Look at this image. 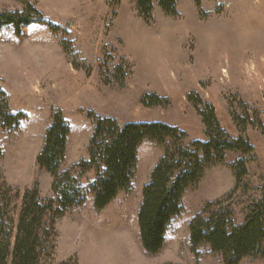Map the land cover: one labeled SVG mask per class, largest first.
Listing matches in <instances>:
<instances>
[{
    "label": "rangeland",
    "instance_id": "obj_1",
    "mask_svg": "<svg viewBox=\"0 0 264 264\" xmlns=\"http://www.w3.org/2000/svg\"><path fill=\"white\" fill-rule=\"evenodd\" d=\"M24 3L49 24L31 23L19 35L11 27L0 30V88L10 111L24 114L16 129H0V168L7 186L21 195L36 183L41 197L52 196L51 178L38 169L36 157L56 111L70 127L63 165L68 169L86 158L94 118L109 117L119 125L160 121L185 131L189 140H203L204 126L191 103L199 98L200 109L211 107L229 136L245 137L253 148L247 190H239L234 201L247 203L258 195L264 180V72L257 68L264 0H178L176 16H165L154 5L149 21L139 16L134 0H0V10L23 12ZM234 12L242 13L241 27L230 26ZM234 41L240 42V52L234 51ZM128 66L122 83L106 82L118 77L119 69L126 74ZM149 93L159 95L162 104L143 106L141 98ZM237 156L227 154L226 164L208 169L185 193L182 214L164 247L149 256L139 243L137 212L162 150L142 144L127 192L98 214L89 196L57 221L55 264H222L207 252L195 261L188 225L206 203L233 189L229 165ZM19 206L20 199L15 212ZM241 208L233 206L236 212ZM240 264L264 261L250 257Z\"/></svg>",
    "mask_w": 264,
    "mask_h": 264
},
{
    "label": "trees",
    "instance_id": "obj_2",
    "mask_svg": "<svg viewBox=\"0 0 264 264\" xmlns=\"http://www.w3.org/2000/svg\"><path fill=\"white\" fill-rule=\"evenodd\" d=\"M139 16L149 21L153 7L165 16L177 15L178 0H134ZM198 5V1H196ZM25 10H0V30L11 27L16 35L22 28L38 22L47 25L29 3ZM34 14V17H32ZM119 69L113 80L122 83L129 75ZM204 126V139L189 140L185 131L160 121L128 122L119 125L109 117L94 118L87 146V156L72 167L63 169L70 127L61 112L56 111L45 130L36 166L51 178L50 197H41L35 183L22 194L7 186L0 168V264H55L58 232L56 224L91 196L93 211L102 212L133 182L138 149L144 143L161 148L162 157L143 186L137 212L139 243L145 254H159L173 221L183 211V197L195 189L205 172L226 164L229 153L237 159L229 165L234 178L233 189L213 202L206 203L188 225V248L195 261L202 253L216 255L222 264H240L258 257L264 261V180L258 195L247 203L235 202L233 196L247 190V162L253 148L247 138H232L220 127L214 110L191 98ZM163 99L154 93L144 94L141 104L160 106ZM24 118L12 113L6 93L0 88V129L14 130ZM3 156L0 146V162ZM90 174V178L87 177ZM20 199L15 212L14 203ZM233 206L242 207L236 212ZM57 264H77L74 260ZM173 264V263H166Z\"/></svg>",
    "mask_w": 264,
    "mask_h": 264
},
{
    "label": "crops",
    "instance_id": "obj_3",
    "mask_svg": "<svg viewBox=\"0 0 264 264\" xmlns=\"http://www.w3.org/2000/svg\"><path fill=\"white\" fill-rule=\"evenodd\" d=\"M230 17L231 18H234V20L231 22L232 24H230V26H232V27H241L242 26V22H241V18H242V13L240 12V13H238V14H235V12L233 13V15L231 16L230 15ZM234 40V39H233ZM228 43V41L226 42V44ZM258 44H259V47H258V50H259V56H261V60H262V62H261V65H257V68H258V70L260 69L261 71L259 72L260 73V75H262L263 74V68H264V39L263 40H259V42H258ZM234 45H236V48L234 49V51L235 52H240V48H238V46L240 45V42H236V41H234L233 42V46ZM225 49L227 50L228 49V47L226 46L225 47ZM231 49L233 50V47H231ZM239 59H241L240 57L241 56H237ZM236 56H235V58L236 59H238ZM165 241H166V238H165ZM164 247V246H163ZM143 250V249H142ZM96 250L94 249V252H95ZM92 259H93V262H95L96 260H97V258H95V257H92ZM78 264H79V262H78Z\"/></svg>",
    "mask_w": 264,
    "mask_h": 264
}]
</instances>
